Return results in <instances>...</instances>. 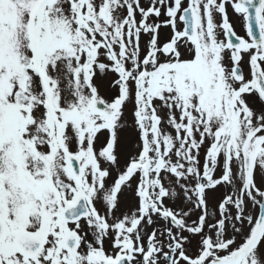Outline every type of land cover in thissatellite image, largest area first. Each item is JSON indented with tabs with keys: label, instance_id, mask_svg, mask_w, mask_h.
Instances as JSON below:
<instances>
[{
	"label": "snow or ice",
	"instance_id": "6c2138e0",
	"mask_svg": "<svg viewBox=\"0 0 264 264\" xmlns=\"http://www.w3.org/2000/svg\"><path fill=\"white\" fill-rule=\"evenodd\" d=\"M0 264H264V0H0Z\"/></svg>",
	"mask_w": 264,
	"mask_h": 264
}]
</instances>
